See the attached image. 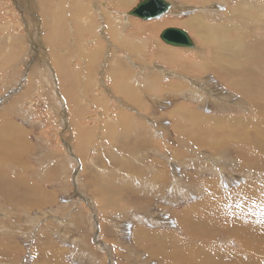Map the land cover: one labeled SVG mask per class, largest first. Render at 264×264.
<instances>
[{"label":"rangeland","instance_id":"1","mask_svg":"<svg viewBox=\"0 0 264 264\" xmlns=\"http://www.w3.org/2000/svg\"><path fill=\"white\" fill-rule=\"evenodd\" d=\"M87 1L90 5H86V0H0V111L21 131L17 135L9 133L11 141L7 143L11 142L16 151L10 152V157L14 154L11 164L0 162V168L15 171L17 178L11 184L0 178V244L6 243L8 247L0 246V264H200L204 258L200 251L191 255L184 251L192 262L187 257L179 256L177 260L174 255L167 254L163 259L157 253V256L145 254L135 247L132 233L137 226L157 231L158 239L167 236L160 232L172 233L176 238L167 239L168 242L159 240L162 248L156 250L163 253L174 251L169 241H176L181 248L184 244L197 246L201 238L192 232L200 233L188 228L190 220L181 218L186 209L215 216L214 225L220 226L223 221L216 219L218 209L227 206L231 215L233 208L237 206L238 210L241 204H247L241 203L244 186L264 199V148L246 137L254 128L234 125L232 129L224 127L214 133L203 127L201 132H195V127L182 125L184 130L179 135L168 118L171 107L178 101L185 102L177 110L180 113L192 111V105H200L193 110L214 116L237 111L246 104L232 98L227 102L230 106L225 107L204 100L198 89L200 84L206 88L209 79V84L221 85L210 70L199 74L200 84L194 92L184 66L189 54L198 53L196 43L192 48L176 47L184 50L179 51L184 63L175 62L184 66L176 67L174 62H164L162 55H151L146 32L138 30L130 35L135 23L159 21L164 15L151 20L129 14L124 18L123 14L139 0L121 8L112 5L116 0ZM101 1H106L110 8L102 6ZM168 1L183 11L178 16L169 13L166 17L173 18L172 23L156 30L153 39L164 46L158 36L167 26L184 28L177 22L186 21L190 15L204 19L208 16V21L217 22L215 18L237 2ZM45 3L49 6L47 10H43ZM215 3L216 10L211 6ZM99 8L105 10L101 12L106 13L110 24L103 26L101 19L96 20ZM84 10L91 12L87 18ZM75 23L82 31L76 32L69 26ZM192 39L197 41L195 35ZM116 77L120 84L124 78L133 83L135 87L129 93L144 100L140 112L124 105L130 103L125 96L127 85L122 89L115 83ZM128 106L139 108L131 103ZM122 109L127 112L124 117ZM138 119L142 122L133 125ZM84 130L88 134L85 144L78 142ZM152 159L160 164H154L155 168L144 166V162ZM160 170L163 174L154 183L151 174ZM25 181L41 189L43 185V191L36 192L34 197L47 195L50 202L40 208L22 205V195H31ZM207 181L212 182L209 185ZM200 183L206 187L215 184L225 205L214 208L212 192L198 190ZM203 197H209L210 205H201ZM245 211L241 209L240 213ZM239 218L234 217V221ZM206 230L214 237L211 243L238 246L237 240L226 232L216 234L209 225ZM39 250L45 253L39 254ZM219 257L214 264H243L226 254Z\"/></svg>","mask_w":264,"mask_h":264},{"label":"bare ground","instance_id":"2","mask_svg":"<svg viewBox=\"0 0 264 264\" xmlns=\"http://www.w3.org/2000/svg\"><path fill=\"white\" fill-rule=\"evenodd\" d=\"M132 1L133 0H116L112 5L115 6L114 8H121V7H125L126 5H129ZM166 1H168V0H166ZM193 1L196 3H205L209 0H193ZM138 2H136L133 7H135ZM168 2L170 4V7L167 10V12H165V14H163L165 17L159 21L151 20L154 18L143 19V18L136 16L137 18H140L142 20H151V21H149V23H147V24L135 23L133 25V31L130 33V35H134L135 33L139 32L138 30H140L142 32L143 31L146 32L147 35L149 36L148 38L150 40V42L148 43V47H149L151 55L153 53H157L158 55H162L163 56L162 59L166 63L167 62L168 63L169 62L175 63L176 61H178L176 63H184L183 62L184 57H183V59H181L183 54L179 53V51H181L183 49L176 48L179 46H174V45L172 46V45L164 42L160 38L161 31L159 32L158 37L160 40H162L165 43V46L162 44H158V42H156L153 39L155 33H157L156 30L159 27H161L162 25L172 23L173 18L170 19V17H166V16H168L169 13H175L178 16L180 14V12L183 11L182 9L178 10L172 1H168ZM87 4L90 5L89 1L86 0V5ZM100 4L106 8L107 7L110 8V6H108L106 1H101ZM100 4H99V6H100ZM216 5H217V3L211 5L214 10H216ZM46 6L49 7L48 4L45 3L43 6V7H45V9H43V10H47ZM133 7H131V9L126 11L125 14H123L124 18H126V15L128 14V12L130 10H132ZM190 8H188V9H190ZM68 11L69 10H67V12ZM101 11H105V10H102V9L98 10V14H95L97 16L96 20L98 21V19L99 20L101 19L100 22L102 21L101 23L103 26L110 24V21H108V19L106 17V13L103 15V13ZM108 11H110V10H108ZM244 13H246V15H244ZM68 14H69V12H68ZM83 14L87 18V16H89V14H91V12H89V10H84ZM119 15H121V14H119ZM191 16L192 15H190L189 16L190 18L188 17L189 19H187L186 21L177 22L178 25L183 26L185 29L178 27V26H172V27L181 28L184 31H186V33L188 34V36L191 40L192 46H181V47H187V48L191 47L192 48V47H194V45L197 44V46L195 47L196 48L195 50H198V53L189 54L188 58H186L187 57L186 56L185 57L186 58V66H184L182 64L184 66V72H187V75L189 74V76H187V78H188V80L191 81L192 85L194 86V88H193L194 92L199 89L203 94L204 100L209 99L213 104H215L217 106L219 105V106L229 107L230 105H227V102L229 100L231 101L233 98V99H238V100L244 101L246 104V107L240 108V106H239V109L237 111H233L231 113H229L230 111H228L225 114H221V116H214L213 114L208 115L206 113L204 114V113H200L199 111L198 112L194 111L197 108H200V105H198V107L196 105H192L191 106V107H193V108H191L192 111L191 110H185L186 112L183 111V113H180V112H178L182 106V105L180 106V104H185V102L178 101L180 103H177V102H175L174 104L172 103L173 106L170 109V113H168L169 116H171L168 118H170V121L173 123V125H170V126H172L173 128L175 127V130H176L175 132L180 135V133L182 134V132L184 130L182 125H188L190 127H195L196 128V129L194 128L195 132L198 130L201 132V129L203 127L204 129H206L208 131L211 130L214 133L218 132L219 130H221L224 127H227L228 129L230 127V129H232L234 127V125L235 126L237 125L238 127H243L246 125V126H249L250 129L254 128V131H248L247 132L248 136H246V137L249 138L254 144L260 146V148L263 149L264 148V139H263L264 138V136H263V134H264V2L263 1H253V0H237V2H235L233 4V6L226 8L225 11L221 15H219L217 18H215V20L217 22L208 21L206 19L208 16L205 17V19L198 16V15H194L192 17ZM84 20H86V19H84ZM89 23H90V19H89ZM75 25L74 26L69 25V26H71L72 29L76 32L82 31V27L81 26L78 27L79 24L75 23ZM134 30H135V32H134ZM191 35L196 36V38H197L196 42H194L195 40L193 41ZM121 44H123V43H121ZM141 48H142L141 46L137 47L138 50H140ZM133 49L136 51V47ZM96 52L97 51L93 50V53H96ZM140 52H142V51H140ZM136 53H138V52L136 51ZM177 53H179V54H177ZM174 54H176V55H174ZM180 54H181V56H179ZM88 55L90 56L89 53H88ZM199 60L201 62H198ZM176 63H175L176 67L181 65V64L178 65ZM175 65H173V67ZM173 69H175V67ZM209 70L211 72H214V74H216V76L220 79L221 85L216 86L215 84L214 85L209 84V82H208L209 79H208V81L205 82L206 88L201 86L200 75L202 74V72L205 73V72H208ZM176 71H177V69H176ZM178 72H180V71H178ZM157 75H161V74H156V76ZM162 76H163V74H162ZM213 76H215V75H213ZM122 78H123V76H122ZM138 78H135V79L137 80ZM118 80L119 81L117 82V77H116L115 83H118L117 84L118 86L121 85L122 89L125 88V86L127 85V88H125V92L127 94L125 96L129 98L130 103L132 105H137V106L141 107L142 106L141 104L143 103L144 100L139 99L138 95H136L134 97L135 93H129V91H132V89L135 87V86L134 87L132 86L133 83L132 84L128 83L127 78H124L121 84H120L121 80L120 79H118ZM144 83H145V81H144ZM197 84L198 85L200 84L199 85L200 87L197 86ZM136 86H138V85H136ZM172 86H174V84H171V87ZM168 87H169V83H168ZM168 87H167V91H169ZM174 88L178 89L179 87L177 85H175ZM147 91H148V93H150V91L148 89H147ZM197 94H199V93H197ZM193 95H195V94H193ZM176 96L179 97L178 95H176ZM180 96H182V95H180ZM209 96L213 97V99H210ZM185 97H187V96H185ZM169 100H170V98H169ZM178 100H180V99H178ZM223 101L226 102V104H223L222 103ZM130 103H128V104H130ZM126 104H124V105L128 109L132 108V107L128 106V104L127 105ZM187 105H189V104H187ZM185 107H186V105H185ZM135 108H133V109H135ZM186 108L189 109L190 106H188ZM245 111H247V112H245ZM139 112H140V110H139ZM209 112H215V111L211 110ZM0 113L3 114V116H4V117L0 116V127H1V129H0V151L2 152V153H0V156L5 157L4 159L2 157H0V162L1 163L5 162L7 164V166H9V164H11L10 163L11 157L14 158L13 157L14 154H12L11 157L9 155H10L11 151H15V147L10 145L11 142L6 143L10 139L8 133H10L11 135H17V134H21V131H20V129H17L16 128L17 126L14 125L8 118H6L8 115L6 116L5 112L0 111ZM126 113L127 112L125 111V109L124 110L122 109L123 117L125 116ZM118 116H119V114H118ZM183 121H187V122H183ZM245 121H246V123H245ZM138 122H140L139 119L133 121V123H138ZM123 125H126V123H124ZM199 125H201V126H199ZM21 128H22V126H21ZM23 132H25V131H23ZM183 136L186 137V135H183ZM203 136H205V135H203ZM205 137H203L202 139H205ZM20 139H21V136H20ZM209 140L210 139H208V141ZM22 142L24 143L23 139H22ZM220 148H222V147H220ZM224 148H226V147H224ZM245 148H246V146H245ZM260 148H258V149L260 150ZM212 149H214V148H212ZM218 151H219V149H218ZM248 151H251L250 148ZM258 152L259 151H257V153ZM253 153H254V151H253ZM259 154L260 153H258L257 155H259ZM238 156L239 155H237V157ZM259 156H258V159H259ZM247 158L245 157V159H247ZM262 158H264V157H262ZM241 159L243 160V158H241ZM256 160H257V158H256ZM246 161H248V160H246ZM254 162H255V160H254ZM254 162H253V164H254ZM258 162H260V161H258ZM254 165H256V164H254ZM254 165H253V167H254ZM244 167H245V165H244ZM260 167L261 166H259L257 169H260ZM0 176H1L0 178L3 179L5 183L11 184V183L17 182V178L15 177V171L9 172V171H6V170L0 168ZM158 176L160 177L161 174L159 173ZM158 178H157V180H158ZM211 180L213 181V179H211ZM245 181H247V180H245ZM211 182H208L207 184L210 185ZM253 182L254 181H252V183ZM28 184L30 186H32L33 189H31V188L28 189V191L31 192V195L29 193V194H27V196L30 195V197L29 196H28V198H27V196L23 197V195H22V198H24L23 202H22L23 204L21 203L22 205H24L25 207L27 206L28 208H31V207L32 208H34V207L40 208L42 205H45L46 203L50 202L51 197L49 198V197H47V195H45L43 197L41 194V195H37V197H34V194H36V192L43 191V185L40 186V187H42V189H41L36 184H35L36 186L30 182H28ZM201 184L202 183H200V187L198 190H201V191L207 190L208 192H212V194H213V196H212L213 207L218 208V207L222 206L223 205L222 203H224L223 202L224 199L221 197V191L218 189V187H215V184H213L211 186H207V187L204 185H201ZM0 185H1V182H0ZM246 186H244V190H245L244 200L245 201L243 199H241V200H243L241 203L247 202V204H241L240 205V203H239L238 205H240L239 206L240 209L237 210V206H236V209L233 208V212L231 213V215H229L230 212L227 210L228 207L226 206L227 207V209H226V207L224 206L225 204L223 206L227 211L224 208H220L218 210L216 209L218 212V214L216 215V219H218V221H223V222H220V226H219L218 222H217L218 224L214 225L213 219H215V216H209V217L203 216V215H199L198 213H196L194 211H187V209L183 213H181L182 219L185 218V220H187V221L190 220V223L188 224V228L189 229H195L200 233V234H197L196 231L192 232V234L200 236L201 242L199 243V245L193 246L192 244H184L186 246L185 247L183 246V248H181L179 244L175 243L176 241L175 242L169 241L170 244H173V247H174L173 250L174 251L168 252V253H166V252L163 253L162 251L156 250V249H161V247L157 246V248L153 249L154 255H156V253H157L158 256L157 255L156 256L157 257L163 256L162 257L163 259H166V257H168L167 254L168 255H174L177 260H180L179 256L184 257L186 259V257L188 258V256H189L188 253L191 255V254H194L195 251H200L201 254H204V258L202 257V262H200V264L201 263H203V264H214L213 262H218L216 260V258L219 257V255L222 256L223 254L229 255L230 257L234 258L235 260L234 259L233 260L236 261L237 263L239 261H242L243 264H264V199L261 198V196L258 195V193L256 191H251V190L248 191L249 188L247 189ZM236 188H239V187H236ZM240 190H238V191L240 192ZM155 191H157V190H155ZM235 193H236V191H235ZM240 196H242V194ZM158 197L159 196H157L156 198H158ZM39 198H41V199L39 200ZM235 198L236 197H234V200H235ZM201 200H202L201 201L202 206H205L208 204L210 205L209 197H203ZM17 203H16V205H17ZM232 203L233 202H231L229 204L232 205ZM197 205H199V204H197ZM201 205H199V206H201ZM199 206H197V207H199ZM199 209H201V208H199ZM241 209L246 210V211L240 213ZM200 213H201V211H200ZM234 217L235 218L240 217V218H239V220L234 221L235 220ZM224 222H226V223H224ZM190 224H191V227H190ZM208 225L212 226V228L216 232V234H220L221 231H224L233 239L235 238L237 240L238 246L236 248L235 247L232 248V246H230V245L228 246V244H226V246L223 247V244H222V246H220L218 244L211 243V239L212 238L214 239V237L211 236V232L209 233L207 230L205 231V228L208 227ZM221 226H225V227L221 229L220 228ZM170 236L171 235L166 236L165 237L166 240L170 239L169 238ZM174 237L175 236H173L171 238L174 239ZM167 242H168V240H167ZM178 242H180V241H178ZM13 243L11 242V245ZM180 243H182V242H180ZM1 244H0V246H4L3 248H8L6 243H4L5 245H3V243H1ZM47 247H49V246H47ZM42 248L43 247H41V250H42ZM41 250H39V254L45 253V251L40 252ZM53 251H55V249H53ZM184 251H186L188 253L185 254ZM205 257H206V260H205ZM219 258H221V257H219ZM190 260L192 262L191 257H189L187 259V261H190ZM58 263H59V261H58ZM60 264H63V263H60ZM222 264H224V263H222Z\"/></svg>","mask_w":264,"mask_h":264},{"label":"water","instance_id":"3","mask_svg":"<svg viewBox=\"0 0 264 264\" xmlns=\"http://www.w3.org/2000/svg\"><path fill=\"white\" fill-rule=\"evenodd\" d=\"M170 4L166 0H140L135 7L128 12L143 19L162 16L169 9ZM160 38L167 44L174 46H192L191 40L181 28L166 27L160 33Z\"/></svg>","mask_w":264,"mask_h":264},{"label":"crops","instance_id":"4","mask_svg":"<svg viewBox=\"0 0 264 264\" xmlns=\"http://www.w3.org/2000/svg\"><path fill=\"white\" fill-rule=\"evenodd\" d=\"M106 44V43H105ZM144 107V106H143ZM133 108H135V107H133ZM133 108H131V109H133ZM130 109V110H131ZM136 110H140L141 109V107H139V108H135ZM121 109H119L118 111H120ZM139 115V114H138ZM0 116H2V117H4L3 116V114H0ZM7 118V117H6ZM140 121V120H139ZM149 121V120H148ZM142 122V120L140 121V122H138V123H133V125H139L140 123ZM117 123L118 124H120V125H123L124 123L123 122H120V121H117ZM117 124V125H118ZM130 125H132V124H130ZM89 127H91V125L89 126ZM117 130H118V128H117ZM82 132V131H81ZM86 132V130H84L83 132H82V139L81 140H79L78 142H83L84 144H85V141H87V138H86V135H88V134H84ZM8 135H9V138H11V135L8 133ZM22 137V136H21ZM84 140V141H83ZM9 141H11L10 139L7 141V142H9ZM75 141V140H74ZM6 142V143H7ZM76 142V141H75ZM74 142V143H75ZM77 142V143H78ZM14 157V156H13ZM152 161H153V163H152ZM154 164H156L157 166L160 164V162L158 163V161L156 160V159H152L151 161L150 160H148V162H144V166H146V167H148V168H152L153 166H154V168H155V165ZM159 170V169H158ZM161 170H163V169H161ZM159 171V172H157V174H156V172H155V174L154 175H152L151 174V180H153L154 181V183H156L157 182V178H158V174L160 173L161 175L163 174L162 173V171ZM154 176V177H153ZM155 178V179H154ZM24 185L27 187V188H31V189H33V187L32 186H30L29 184H28V182L27 181H25L24 182ZM155 186V185H154ZM150 187H151V185H150ZM126 191V190H125ZM128 194V193H127ZM128 195H130V194H128ZM148 203V202H147ZM145 230H143V229H141L140 228V226H137L136 228H135V230H134V232L132 233V237H133V242H134V244H135V247L136 248H138L139 250L141 249L145 254H148V255H151V254H153L154 255V248H155V246H159V247H161L160 246V244H159V240L161 241V240H164V239H166L165 237L163 238V239H158V237H156L155 236V233L157 232V231H151V230H148V231H145ZM141 233L143 234V235H141ZM158 233V232H157ZM139 234H140V236H139ZM160 234H168V235H171L169 238H171V237H173L174 235L172 234V233H164V232H160ZM167 235V236H168ZM162 248V247H161ZM168 252V251H167ZM151 253V254H150ZM155 256V255H154Z\"/></svg>","mask_w":264,"mask_h":264}]
</instances>
